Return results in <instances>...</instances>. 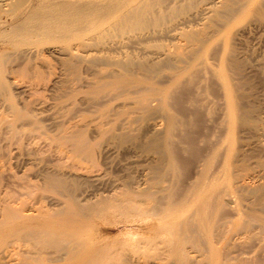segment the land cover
<instances>
[{
    "label": "rangeland",
    "instance_id": "rangeland-1",
    "mask_svg": "<svg viewBox=\"0 0 264 264\" xmlns=\"http://www.w3.org/2000/svg\"><path fill=\"white\" fill-rule=\"evenodd\" d=\"M14 1L15 0L12 1L0 0V64L3 61L2 66H5L3 67V71H2L3 73L2 72H1L2 74L0 73V81L5 82L7 87L6 89L7 94L6 95H3L4 93L3 94L1 93L2 95L0 94V119L2 120V118L7 117L6 121L2 120L1 122L0 120V132H1L0 133V178L1 179L0 180L2 181V182L0 181L1 182L0 183V222L3 219V215H4L3 214L4 211L1 210L3 209V205L5 202L4 200L7 199L12 200L13 198H11V195L14 197V199L16 196L18 201L15 202L16 204L14 202L10 203L11 206L18 207V205L20 204V207L29 209L27 213L37 214L39 212L37 208L40 207L42 202H43L42 204L43 211L49 209L48 212H50L54 208L57 211L58 209H60L59 207H64L62 206V204L65 205L68 202L69 203L72 202V204L74 202H75L74 204H78V203L82 204L85 203V201L87 202L90 201V203L91 202L100 203L103 199L109 198L108 197L109 194L110 193L113 194L114 188L119 186L120 187L122 186L121 188L124 189L126 188L128 191L129 190L133 191V189L137 190V188L139 187L140 188H144L145 186L147 187L146 184L148 181L151 180L152 178L151 175H153L152 174L153 167L161 165V167L163 166L165 168L167 166L166 165L167 162L163 161L166 160L167 158V157L165 158V156H167L165 154L167 153L164 152L165 154H163L162 152V148L164 146V140L163 138L160 140V138L165 135L164 132H166L168 125V122L165 121L164 112H161L160 109L147 112V114L146 112L145 113L143 112L144 114L142 112H133L134 110L132 106L133 105L132 100L134 98V94L132 98V93L128 94L130 98L129 96L124 95L127 93L121 92V94H119L120 92L119 91L117 92L116 90L105 92L106 98L103 95L104 92H101L102 95L101 93L98 95L96 93L99 92L100 90V88H98L99 87L98 83H100V81H107L108 78L107 76V78L104 77L105 79L101 80V76L102 78L104 74H105L104 76H106L107 75L106 73L110 72L109 70L113 71L117 69V71L120 70L119 72H123L120 68L118 69L115 63H113L119 57L123 59L126 54L127 56H129L130 53V56H132L133 58L135 57L136 59L142 58L143 60H146V62L148 63H154L155 61L156 62L158 60L160 61V59L163 58L161 56L163 55L162 53H165L167 50L169 51L171 50L174 51V53H177L182 48V50L185 51V53H187L186 47L190 44V41L186 38V36L180 33L181 31H183V29L191 33L193 31L195 35L197 33L198 38L204 39V41H206L205 47H203V49L200 51L202 53L201 54L199 53L201 57L198 54L197 57L198 59H195L194 61L196 63L195 64L196 67H200L199 65H201L203 61H206L205 59H207L212 64L214 63L216 64L219 61L217 59H221V54L223 56L222 60L228 57L226 60L224 59V61H226L225 64L227 63L228 66L230 65L229 68L231 67L228 71L229 74L233 73L229 77V79L231 78L232 82L231 80L230 82L234 84L231 87H233V94H234V98L236 99L235 101L237 103V106H239L242 110H251L250 116L252 117V121L248 124L247 123L245 124L240 120H236L235 124H233L235 125L234 127L230 123V125L233 128L231 127L232 130L229 129L230 126L226 124L229 122V121L227 122L229 116L227 115L228 113L226 112L227 111L226 109L228 108H226V104H225L226 102L228 103V99H227V94L226 93L224 94L223 92L226 89L224 90L225 87L224 86H223L224 88L222 87L223 85L222 79L217 76H214L213 78L212 75H210L209 77V75H207L206 73V75L208 76L207 79H205V81L204 80L202 81L204 82L203 84L201 83V85L197 86V88L199 87L200 89L198 90L200 93L196 90L197 89L196 87H192L195 89H190L189 90L190 92L186 94V95L189 94L188 95L189 98H187V96L184 97V99L185 98L187 99L185 100V102L187 101L186 103L187 106H189V104L191 105L192 98L196 96H197L196 98H198L202 103V105L200 104V106H201V111L203 110L202 115L204 118H202L201 127H199L198 129L199 133L197 134V136L199 135L198 138H201L199 139L201 141L197 139L198 146L201 148V150L203 148L204 150L202 151H204L205 153L206 152L209 153L211 152V149L214 147L216 141L220 137H223V142L221 145L220 152L225 153L228 151L227 153H233V157H232L233 164L238 167L242 166V164L243 166L244 165L247 166L249 164L247 167L250 170L249 172L256 174L255 176L258 177L257 178L258 181H256V177L255 178L252 176L248 177L249 183H254L255 181H256L255 183L264 181V177H263L264 174H262L264 173V127H263L264 126V0H234L236 2L234 5L236 12L228 16L226 15L225 18L224 16L221 17V14L222 13L224 14L226 12L225 11L226 8H224L222 5H221L222 8L219 7L220 5L216 6V8L218 9V10L216 9V11L215 10L213 11V7H211L212 9L208 8L211 5L208 2H210L211 0H181L180 2H182L181 4L183 6L181 7L182 9L180 8L179 10L180 12L176 13L175 15L168 14L166 15V17L164 16L161 19L160 26H154V25L150 27L148 26V28H145L146 30L144 29L143 31H142L143 28L141 30L135 28L137 29L135 30L133 29L134 27H132V29H130V27H126L120 29V31L118 30L119 32H117V30L114 29V25L117 23L118 20L117 17L119 16V14L112 15L107 21L102 23V25L104 26L103 28V26L101 25L102 30H100V26H99L98 30L92 31L89 35L94 37V36H98L99 33H105V36L103 38L105 39V42L108 41V43L106 42L107 44H105L103 42V47L100 46L101 48H103V50L102 49L100 50L103 53L105 51L106 53V54L104 53L105 56L112 57V59L110 57V60H107V62L110 64L108 65L107 62L105 63V61L101 59L100 62L102 64L100 62H99L100 64L99 63L97 64L95 62L94 63L96 64L95 66L93 63L91 64L86 59H83L84 61L82 59L80 60L74 59V61L76 62L77 69H74V71L72 72H71L72 69H70L67 65V62L70 61L71 56L69 55V52L65 50V48L67 47L69 48V46H73V45L75 46L77 44V42L75 41L77 40L68 39L66 41L68 42L69 40H71L69 42L70 43L72 42L71 43L72 45L70 44L67 45L68 43H66L64 40L61 41L59 39H56L55 41L53 40V38L51 39V37L50 38L46 37L45 39H43L41 43L40 41L39 43H37L38 46L41 47L40 48L37 46V44L33 43V41H32L33 44H31L30 42L29 45V43L26 44L21 41L19 42V40L16 39L20 43L19 44L20 46L19 45L17 46L16 44L18 42L15 39H11L9 33H11L12 30V28H10L12 26V23L16 19L20 18V16L22 17V15L30 13L31 12L29 11L30 7L32 8L31 10L33 11L34 10L33 8H35L36 5L46 2V0H17V4L20 3L19 5L22 6L17 9V7L19 6L14 5L13 4ZM98 1H102V0H95L94 2H98ZM10 3L13 4L14 6L12 7ZM14 3L16 4V2ZM184 4L186 5L185 7ZM15 6L16 8H14ZM205 6L207 7L206 8L207 10L205 9ZM11 8L16 9L17 13L14 10L12 13ZM107 27H110L111 30L110 28H108L109 32H104V31H108ZM5 29L6 32L8 31L7 33H5ZM112 29H114V31ZM110 31L111 32L116 31L118 34L115 32L114 34L111 33L113 37L112 35L108 36ZM32 37L34 38V36ZM103 38L101 40H104ZM95 39L94 40L92 39L93 42H96ZM13 40L17 43L15 44ZM92 40L89 41L93 43ZM73 42H75V44H73ZM23 46L26 47L24 48ZM94 47L92 48L90 46L88 47V50L90 48L93 54L98 53L99 55L100 50L98 48L100 47L99 46L98 48H94ZM33 48L35 51L33 50ZM39 49H42L41 54H39L38 51ZM220 50L223 52H221ZM106 51H111V52H108L109 55H107L108 53ZM119 53L122 54L119 55ZM203 65L204 64H202V66ZM234 67L236 70L234 69ZM162 69L159 74L161 77L159 75L158 76L160 77L162 83L164 81L163 84H165L166 86V84L168 83L165 80H167L168 77H165L161 74L164 75H166L167 73L169 74L170 70L166 67H162ZM76 70L77 72H75ZM27 71L30 73H28ZM33 75L35 78L33 77ZM138 75L140 74L138 73ZM163 77L165 78L163 79ZM109 79L108 81L111 80ZM31 81L35 83H32ZM8 84L10 85L8 86ZM204 84L207 85L208 88ZM29 85L31 87H29ZM71 86H73V88ZM211 87H213V89ZM87 88L90 89L88 90ZM95 88L96 90L94 91ZM208 89L209 91L211 90L210 91L211 93L207 91ZM81 90L84 91L82 92ZM193 90L194 92H192ZM195 90L199 94L195 93ZM203 90L205 94L203 93ZM205 90L207 91V93ZM110 93L113 94L115 97L113 95H110ZM116 93L119 95H117ZM123 95L125 96V98ZM199 96L201 98H199ZM219 97L221 100L219 99ZM9 98H12L13 102L17 105V107H19V109H25V108L31 109L29 110L30 111L29 114H31L30 117H25L26 119L24 118L18 119V121L15 120L14 121L15 123L13 122L14 125H17V128H19L18 129L19 132L17 134L14 133L8 126V121L13 118L11 115L12 112L10 111ZM120 98H123L124 100L122 99L121 101ZM128 98L130 99L129 102H128ZM225 98L227 99V101ZM188 99L189 101L191 100V102H189ZM205 100L207 101L205 102ZM174 105L173 108L171 106L169 107V109L172 112L177 113L178 111L177 109L179 107L177 105L176 108V106ZM53 106H55L56 108H54ZM131 111L132 114H130ZM32 115H34V117L38 120L35 121L36 124H34L33 122L35 118ZM30 118L31 120H29ZM156 122L157 123L160 122V124L155 125ZM258 123H260V125H258ZM69 125L77 128L80 133L83 132V134L81 135L88 140L89 146L92 149L90 153L91 155L89 153H84L82 154V156L80 155L77 157L75 153H73L72 145H66L65 147H61L57 144L56 140L53 139L55 135L65 130H69L71 128ZM222 125L224 127H222ZM202 127L204 131L207 130L205 131V134H202L204 133ZM200 134L203 136H200ZM219 134H221V136ZM183 155L184 158L185 156L187 158L189 157V153L187 152ZM187 158L185 159L186 162L184 161L185 164L183 165L185 168L188 167L189 170L188 172L183 173V175H180V179L182 177L188 178V175L190 176L194 170V163L188 164ZM163 162L165 163L164 165ZM185 168L183 169V171L185 170ZM49 172L50 174H48ZM45 174H47L48 176L58 175L57 177L55 176L57 180V181L55 180L56 185H54V181H52L49 183H51V185L53 186L49 187V185H47L46 182L47 175ZM257 174L260 176H257ZM59 175H61V177ZM261 176L262 179L260 178ZM58 178L59 179L61 178L63 183L60 182ZM183 178L181 180H183ZM44 180L46 183L44 182ZM29 184H31V187L28 186ZM60 184L62 185V187ZM26 185L29 187L28 189ZM32 187H34L35 189ZM222 187L223 188L225 187V182H222V185L220 184V188ZM63 188H66V190ZM6 192L10 193V195H8L10 198H8L7 196L8 193ZM19 193L23 194V196H21ZM64 194L66 195V197ZM237 195H236L237 202L232 203V204L235 203L234 205L237 206V209L233 211L234 213L229 212L227 214L228 217L226 220L227 221L231 220L232 222V223L229 222L230 223L229 225L233 224V227L235 228L234 224H236L239 219H242V216H245L246 218V214L249 211L250 212L253 211L252 213H257L258 215L259 214L264 215L263 214L264 210L257 203L256 201L257 198L255 200L256 196L254 194L250 192L244 193V191L242 192L239 191L237 192ZM73 196L74 198L77 199L78 203L76 202V199L74 200ZM111 196L112 195L110 194V198ZM26 197L29 199H27ZM66 198L68 202L64 203V200ZM112 198L114 197L112 196ZM136 198L144 199V197L142 198V196H137ZM68 199L72 201L70 202ZM243 199L245 200V202L243 201ZM21 203L22 204L24 203L23 206L21 205ZM114 203L116 202H113L112 204L115 205ZM236 203L240 205L238 206V204ZM59 204L60 206H58ZM35 207L37 212L35 211ZM253 207L255 209L258 208L257 211ZM56 211L54 210V212ZM125 211H128V209L126 210L125 208V210L124 209L121 210L118 208L117 209L111 208L110 211L104 214L105 216H102L100 219L95 218L96 220H94L95 222H97L95 223L96 225L94 224L97 244L99 245L107 244L109 245V249L113 250L112 252L116 253L118 251L115 257L113 256V258H110L111 260L109 259L108 262L111 261V263L109 262L110 264H115V262L116 264H129V263L141 264L142 262L144 264L147 263L176 264V260L174 258V256L176 255H174V253H171L172 255L171 254L169 255V253L168 252L166 253V251L164 253L163 252L164 250H162L163 246L161 244L160 246L158 245L159 247L157 246L159 248L158 249L155 246L153 247V245L151 244L150 245L152 247L150 245H149L150 247L148 245L147 246L145 245L143 247V244L137 245V243L133 241L134 238L132 233L134 232L138 233L141 231L147 232L148 230L146 229L144 230V228L142 227L145 225L143 222L140 223V221H135L136 219L139 218L138 217L139 214L135 210L134 211L129 210L130 214ZM54 212L52 211V214ZM236 214L239 215L237 216ZM236 230L237 229L232 230L233 234L232 233L231 234L234 235L233 237L235 238H233L234 241L231 240L232 244H230L229 246L224 243V238L219 237L217 239L215 243L217 252L221 254L222 252H224L223 250L227 248V251L230 252L228 253V257H227L230 260L228 259L229 263L227 264H264V251H263L264 242H261L262 241L260 235L262 232L261 227L256 225L255 229L253 230L254 233L261 231L259 233L260 236H258V233H256L257 235L255 234L253 236H250L252 235L253 232L251 233L249 232L250 234L245 232L237 236L238 234L236 233L237 232ZM128 231H132V232H128ZM152 231L154 230L151 231L149 230L148 233L153 235L152 237L156 236V233L155 232L153 233ZM259 241L261 244L259 243ZM107 242L111 243V245L108 244ZM139 246L140 248L142 247V249H140ZM23 247L26 250V246ZM23 247L21 248L22 252L25 251ZM28 247L29 246H27V250ZM34 247L32 249H36V246ZM147 248L148 249L151 248V250H147ZM144 249L146 251H144ZM29 250L36 251V250H31V246ZM156 250L158 251V253ZM186 250H187L186 252H190L189 254L193 257V260L190 262V264H222L223 262L221 259L219 260V262H214V263L208 262V258L207 257L205 258V256L201 254V251H199L198 248L190 244L186 245ZM161 252L164 254H162ZM145 260L148 262H145Z\"/></svg>",
    "mask_w": 264,
    "mask_h": 264
},
{
    "label": "bare ground",
    "instance_id": "bare-ground-1",
    "mask_svg": "<svg viewBox=\"0 0 264 264\" xmlns=\"http://www.w3.org/2000/svg\"><path fill=\"white\" fill-rule=\"evenodd\" d=\"M94 1L95 0H92V1H90V0H46L45 3H40L39 5H36L35 8H33L34 9L33 11L31 10L32 8L29 6L30 7L29 11H31L30 13L22 15V17L20 16V18H18L16 20L14 19L15 20V21L13 20L14 22L12 21L13 23H12V26L10 27V28H12V30H11V33H9L10 34L9 36L11 37V39H15V40L17 39V40H19V42L21 41V42H24L26 44L29 43V45H30V42H31V44H33V43L37 44V43H39V41L41 43L43 41V39H45L46 37H48V38L51 37V39L53 38V40H55V41H56V39H59L61 41L64 40L66 43H68L67 45H69V44L72 45L71 44L72 42L70 43L69 41H71V40H69L68 42L66 40H68V39L77 40V41H75V42H77V44L75 46L73 45V46H69V48L68 47L65 48V50H67L69 52V55L71 56L70 61H68V62L66 61V62H67L68 67L70 69H72L71 70V72H72V71H74V69H77L76 62L74 61V59H79V60L80 59H82V60L86 59L91 64L92 63L94 64L95 62L98 64L101 59H103L105 61V63L107 62V60H110L111 56L110 57L108 56L109 57V59H108V57L105 56V54H106L105 51H104V53H105L104 54L100 50V49L103 50V48H101V47H103V42L105 44L108 43V41H106L107 42L106 43L105 39L103 38L105 36V33H99L98 36H94L96 39L93 36H89V35L92 31L98 30L99 26H100V30H102V28H101L102 23L107 21L112 15L119 14V16H120V17L119 16L117 17V19H118V20L116 19L117 23L114 25V29L117 30V32H119L120 29L126 28V27H130V29H132V27H134L133 29L138 28V30H141L143 28L142 29V31H143L145 28H148V26L149 27L153 26V25L154 26H160L161 19L164 16L166 17V15H168V14L175 15L176 13L180 12L179 10L183 6L181 4L182 2H180L181 0H102V1H98V2H94ZM14 2H16V4ZM14 2H13L14 5L19 6V7H17V9L22 7L21 5H19L20 3L17 4V0H15ZM208 3L211 4L208 8L210 9L211 7H213V11L214 10L216 11V9H217L216 6H219V5H220L219 7H221V5H222L224 8H226L225 9L226 12L223 11L225 13L221 14V17L224 16V18L226 15L228 16V15H231L232 13L236 12L235 6H234L236 2L234 0H211ZM13 4L10 3V5L12 7L14 6ZM185 6L186 5L184 4V7ZM214 7H215V9H214ZM14 8H16V6ZM14 8H11L12 13H13V10L16 12V9H14ZM206 8L207 7L205 6V9ZM15 16H17V15H15ZM218 16H219V13H218ZM17 17H19V16H17ZM168 17H170V16H168ZM216 18H218V17H216ZM224 20H226V19H224ZM228 21H230V20H228ZM114 22H115V20H114ZM103 28H104V26H103ZM108 28H110V27H107V29ZM107 29H105V30H107ZM114 29H112V30L114 31ZM110 30H111V28H110ZM135 30H137V29H135ZM192 30H190V31H192ZM103 31H104V29H103ZM7 32L5 29V33H7ZM9 32H10V30H9ZM104 32H109V29H108V31H104ZM115 32L110 31L108 36L112 35L111 33L114 34ZM180 33L183 34L184 36H186V38L190 41V44L186 47L187 50L185 49L187 53H185V51H183L182 48L177 53H174V51H171V50L170 51L167 50L168 52L166 51L165 53H162L163 55H161V56L163 58H161L160 61L158 60L157 62L154 60L155 61V62L153 61L154 63H148V62H146V60H143L142 58L141 59L140 58L136 59V57L133 58L132 56H130V53H129V56H127V54H126L123 59H121L119 57L118 59L115 60V58H114L115 61L113 63H115L117 65L118 69L120 68L123 72H119L120 70L117 71V69H115L113 71L109 70L110 72L106 73L107 74L106 76H104L105 74L103 75V78L101 76V80H104L105 78H107V76H108V78H107V81H100V83H98V86H99L98 88H100V90H99V92L96 93L98 95L101 92H104L103 93L104 97L106 96L105 92H110L112 90L113 91L116 90L117 92L119 91L120 92L119 94H121V92H123V93L125 92V93H127V94H124L125 96L126 95L129 96L128 94L132 93V98H133V94H134V98L132 100V102H133L132 106H133V110H134L133 112H142V113L146 112V114H147V112H151V111H155V110H159V109L161 110V112H164L165 121L168 122V125H167V130L165 129L166 132H164L165 135L163 137H161V138L159 137V138H160V140L162 138L164 140V146L162 148V152H163V154L167 153V154H165V155H167V156H165V158L166 157L167 158H166V160H163V161L167 162L166 163L167 166L165 168L163 166L161 167V165L160 166L159 165L154 166L152 169L153 175H151L152 176L151 180L147 182V184H146L147 187L145 185H143V186H145L144 188L139 187L140 189L137 188V190H135V189H133V191L129 190L130 192H133V193H130L126 188L124 189V188H121L122 186L121 187L119 186V187L114 188L113 194H115V195L110 193L114 198H112V196L110 198V194H109V196H108L109 198L103 199L100 203L97 202L98 204L93 203V202L90 203V201H88V202L85 201V203L79 204L77 202V199L74 198V196H73L74 200L76 199V202L79 205L74 204L75 203L74 202L73 204L77 205V206H74L71 202L72 200L68 199L71 202V203H69L67 201V198H66L65 199L66 201L64 200V203H66V202H68V203L65 205L62 204V206H64V207H59L60 209H58L57 211L54 208L52 211L54 212V210H55L56 212H54L53 214H52V211H50L51 213L48 212L49 209L46 211L42 210L43 202L41 203L40 207L37 208V210L39 211L37 214L36 213H34V214L27 213V211L29 209H26L24 207H20V204L18 205V207H13V206H11L10 203H12V202L15 203L18 201H17L16 196L14 199V197L11 195V198H13V199L12 200L11 199L10 200L9 199L4 200L5 202L3 205V209H1L4 211V213H3L4 215H3V219L0 222V264H110L111 261H109L110 262L109 263L108 260L110 258H113V256L115 257V255L118 251L116 253L112 252L113 250H110L109 245H107V244L106 245L97 244V238L95 237V230H94L95 229L94 226L96 225L95 223H97V222H95L94 220H96L95 218L100 219L102 216H105L104 214L107 213L108 211H110L111 208L112 209L118 208L121 210L122 209L125 210V208H126V210L128 209V211H125V212H127L129 214H130L129 210H131V211L135 210L139 214L138 215L139 218L136 219L135 221H140V223L143 222L145 225L144 226L141 225V226L144 228V230L145 229L148 231L154 230L152 232L153 233L155 232L156 236L152 237L153 235L149 234L148 231L147 232L141 231L138 233L134 232V233H132L133 238H134L133 241H135L137 243V245L143 244V247L145 245L149 246L150 244L153 245V247L154 246L157 247L158 245L160 246V244H161L163 246V249L162 248H160V249L164 250L163 251L164 253L166 251V253L168 252L169 255L171 253H174V255H176V256L173 255L175 260H176V264H190V262L193 260V257L189 254L190 252H186L187 251L186 250L187 244H190V245L198 248V250L201 251V254L204 255L205 258L206 257L208 258V262H211V263L219 262V260L221 259L224 262V263L222 262V264L229 263V261H228L229 258H227V257H228V253H230V252H228L227 248H226L225 250H223L224 252L219 254L217 252L216 247H215V243H216L217 239L220 237V238H224V243L226 245L229 246L230 244H232L231 240H233V238H235V237H233L234 235H232L233 229H237L236 233L238 234L237 236H239L240 234L245 233V232L246 233L253 232L256 225H258L259 227H261V230H262V232L260 231L261 232V234H260L261 240H262L261 242H264V215H260V214L258 215L257 213H252L253 211H251V212L249 211L248 213L246 212L248 214V215L246 214V218H245V216H242V219H239L237 221V223L234 224L235 228L233 227V224L229 225L230 223H232L231 220L230 221L226 220L228 217L227 214L229 212H233L234 210L237 209V206L234 205L235 203L234 204H232V203L237 202V196H238L237 192H239V191H241V192L244 191V193L250 192V193L254 194L256 196L255 200L257 198V200H256L257 203L264 210V181H260V182L255 183L256 181H258V179H257L258 177L255 176L256 174L249 172L250 170L247 168L249 164L247 166L246 165L243 166V164H242V166L238 167V166L233 164V161H232L233 153H227L228 151L225 153L220 152L221 145L223 142V137H220L216 141L215 144L213 143L214 147L213 148L211 147L212 148L211 152L205 153L204 151H202V150H204L203 148L201 150V148L197 144V139L199 140L201 138H198L199 135L197 136V134L199 133V130H198L199 127H201L202 118H204L202 115L203 110L201 111V106H200V104L202 105V103L198 98H196L197 96L193 97L195 95L194 94L192 96L193 98L191 97L192 102H191V100L189 101V99H188V101L191 102V105L189 104V106H187L186 105L187 101L185 102V100H187V99L186 98L184 99V97L187 96V98H189L188 97L189 94L186 95L188 92H190L189 90L195 89L192 87L197 88V86L201 85V83L203 84L204 82H202V81L203 80L205 81V79H207V77H208L207 75H209V77H210V75H212L213 78H214V76L221 78L222 82H223L222 87L224 86L225 87V88L223 87L224 90L226 89L225 90L226 92L225 91H223V92H224V94L225 93L227 94V99H228V103L226 102L225 104H226V108H228V109H226L227 110L226 112L228 113L227 115L229 116V118L227 119V122L228 121L229 122L226 124H228L230 126L229 129H231V127H232L230 125V123L233 125V124H235L236 120H240L241 122H243L245 124L250 123L252 121V117L250 116L251 110H242L239 106H237V103L235 101L236 99L234 98V94H233V87H231L234 84L231 83L232 82L231 78L229 79V77L233 73L229 74L228 71L231 67L229 68L230 65L228 66L227 63L225 64V62H226V61H224L225 58L222 60V57H223L222 54H221V59H217V60H219L218 63L212 64L207 59H205L206 61H203V63H202V64H204L203 66L201 64V65H199L200 67H196V65H195L196 63L194 61H195V59H198L197 58L198 54L202 53L200 51L203 49V47H205L206 41H204V39L198 38L197 33L195 35V33H193V31L191 33V32H188L187 30L183 29V31H181ZM32 36H34V38L37 40H35ZM86 36H88V37H86ZM114 36H116V35H114ZM112 37H113V35H112ZM102 38L104 40H101ZM92 39L93 40L95 39L96 42H93ZM89 40H92V42L94 44L91 43V41H89ZM137 40H138V38H137ZM32 41H33V43H32ZM17 42L14 41L15 44ZM19 42L16 44L17 46L20 44ZM75 42H73V44H75ZM24 43H21V44H24ZM120 43H122V42H120ZM37 46H38V44H37ZM90 46L92 48L94 46H95L94 48H98V46L99 47L101 46L100 48H98L100 50V54L99 55H98V53L93 54L92 50H90V48L88 50V47H90ZM38 47H40V46H38ZM34 48H36V47H34ZM34 48H33V50H34ZM41 50L42 49L38 50L39 54H41ZM204 50H206V49H204ZM38 51H37V53H38ZM106 52L108 53L111 51H106ZM221 52H223V51H221ZM37 53H36V55H37ZM121 54L122 53H119V55H121ZM200 54H199V56L201 57ZM107 55H109V53ZM231 56H233V55H231ZM105 57H107V58H105ZM43 59H41V60H43ZM111 59H112V57H111ZM2 63H3V61H2ZM2 63L0 64V73L3 71V67H5V66H2ZM107 64L109 65L110 63L107 62ZM115 64H113V65H115ZM94 65L96 66V64H94ZM62 66H64V65H62ZM162 67H166L170 70L169 74L167 73L168 75L167 74L166 75L161 74L165 77H168L167 80H165L168 83V84H166V86H165V84H163L164 83L163 79L165 77H163V79H162L163 83L160 80L161 76L159 74H160ZM235 67H234V69H235ZM75 72H77V70ZM28 73H30V72H28ZM138 73L140 75H138ZM206 73H207V75H206ZM37 76H38V74H37ZM33 77H34V75H33ZM109 77L111 80L109 79ZM108 79L110 81H108ZM221 79H218V80H221ZM1 80H3V79H1ZM230 80H231V82H230ZM42 82H44V81H42ZM32 83H35V82H32ZM9 85L10 84H8V86ZM66 85H68V84H66ZM207 85H205V86H207ZM91 86H92V84H91ZM93 86H94V83H93ZM96 86H97V84H96ZM213 86H214V84H213ZM29 87H31V86L29 85ZM71 87L73 88V86H71ZM207 88H208V86H207ZM211 88L213 89V87H211ZM6 89H7L6 83L0 81V94L4 93L3 95H6L7 94ZM95 90H96V88L94 89V91ZM196 90L197 91L200 90L199 87ZM196 90H195V93L199 94L200 92L198 91L199 92L198 93ZM201 90H202V88H201ZM214 90H215V88H214ZM207 91H209V89ZM207 91H206V93H207ZM73 92H74V90H73ZM192 92H194V90ZM203 93L205 94L204 90H203ZM113 94H114V92H113ZM113 94L110 93V95H113ZM119 94H117V95H119ZM101 95H102V93H101ZM125 96H124V98H125ZM190 96H191V93H190ZM221 96H223V95H221ZM94 97H95V95H94ZM129 98H130V96H129ZM129 98H128V102L130 100ZM199 98H201V97L199 96ZM9 99H10V101H9L10 111L12 112L11 115L13 118L10 120L8 118V120H9L8 126L10 127V129L14 133L17 134L19 132V130H18L19 128H17V125H14V123H15L14 121L15 120L18 121V119H22V118L26 119L25 117H30L31 114H29L30 113L29 110H31V109H28V108L19 109V107H17V105L13 102L12 98H9ZM56 99H55V101H56ZM62 99H64V98H62ZM120 99L122 101L123 98H120ZM219 99H220V97H219ZM227 99H226V101H227ZM201 100H204V99H201ZM206 101L207 100H205V102ZM174 104H176V105H174ZM209 104H211V103H209ZM173 105L176 106V108L178 105L179 108L177 109L178 110L177 113H174L169 109V107H171V106L173 108ZM220 106H218V107H220ZM53 107L56 108L55 106H53ZM207 107H208V105H207ZM125 109H126V107H125ZM130 109H132V108H130ZM130 109H128V110H130ZM122 110H123V108H122ZM128 110H125V111H128ZM117 111H119V110H117ZM224 112H225V110H224ZM130 114H132V111ZM38 115H40V114H38ZM32 116L34 117V115H32ZM6 118L7 117H4V118H2V120L6 121L7 120ZM31 118L29 120H31ZM163 118H164V116H163ZM2 120H1V122H2ZM127 120H128V118H127ZM5 121H3V122H5ZM35 121H38V120L35 118V120L33 121L34 124H36ZM165 121H163V122H165ZM224 122H225V119H224ZM30 123H31V121H30ZM157 124H160V122L155 123V125H157ZM162 124H161V126H162ZM219 124H220V122H219ZM219 124H218V126H219ZM228 125H227V127H228ZM258 125H260V123H258ZM233 126L235 127V125H233ZM70 127H69L70 128L69 130H65V131L55 135L53 137V139L56 140L57 144L61 147H65L66 145H72L73 146V153H75V155L77 157L80 155L82 156V154H84V153L90 154L92 149L89 146L88 140L81 135V134H83V132L80 133L79 130L73 126H70ZM222 127H224V126L222 125ZM257 127H259V126H257ZM202 129H203V127H202ZM197 130H198V132H197ZM203 131H204V129H203ZM205 131H207V130H205ZM205 131L202 134H205ZM209 135H211V134H209ZM219 135L221 136V134H219ZM200 136H203V135L200 134ZM199 141H201V140H199ZM60 149H62V148H60ZM186 152L189 153L188 158L186 156L184 158L183 154H185ZM63 155H64V153H63ZM186 158L188 159L187 160L188 164L194 163V170L190 176L188 175V178L184 177L185 178L184 179L182 177L183 180H181L182 178L180 179V175H183V173H186L189 170L186 165L185 166L187 168H185L183 165V164H185L184 161ZM96 164H97V162H96ZM164 164L165 163L163 162V165ZM184 168H185V170L183 171ZM251 170H252V168H251ZM48 174H50V172ZM51 174H52V172H51ZM262 174H264V173H262ZM45 175H47V174H45ZM55 176H53V175H50V176L47 175L46 176V182H47V185H49V187L53 186V185H51V183H49L52 181H54V185H56L55 180H56V177L58 175L56 177ZM59 176L61 177V175H59ZM151 176H149V177H151ZM185 176H186V174H185ZM251 176L254 178L256 177V181L254 183H249L248 177H251ZM257 176H260V175L257 174ZM260 178L262 179V176ZM59 180H60V182H62L61 178ZM29 181H30V179H29ZM44 182H45V180H44ZM222 182H225L224 188L223 187L220 188V184L222 185ZM143 184H145V183H143ZM47 185H45V186H47ZM28 186L31 187V184H29ZM28 186H27V189L29 188ZM61 187H62V185H61ZM32 188H34V187H32ZM37 188H38V186H37ZM49 189H48V191H49ZM63 189L66 190V188H63ZM63 189H61V190H63ZM6 193H8V192H6ZM8 195H10V193H8L7 196ZM20 195L23 196V194H20ZM137 196H142V198L144 197V199H138V198H136ZM65 197H66V195H65ZM8 198H10V197L8 196ZM73 198H71V199H73ZM27 199H29V198H27ZM39 200H41V199H39ZM112 201L116 202V203H114L115 205L112 204L113 203ZM243 201L245 202L244 199H243ZM56 203H57V201H56ZM23 204L21 203L22 206H23ZM60 204L58 206H60ZM236 204H238V203H236ZM239 205L240 204H238V206ZM45 208H47V207H45ZM257 209H255V210L257 211ZM37 210L35 207L36 212H37ZM137 213H136V215H137ZM256 231H257V228H256ZM128 232H132V231H128ZM260 232L259 231L255 232V233L253 232L254 234L252 233V235H250V236H253L256 233H258V236H260L259 235ZM249 234H248V237H249ZM244 239H246V238H244ZM259 243H260V241H259ZM108 244L111 245V243H108ZM32 245L36 246V249H32L34 247ZM23 246H26V250ZM27 246H29L28 250H27ZM30 246H31V250H36V251H30L29 250ZM22 247L25 250L23 252L21 249ZM139 248H140V246H139ZM140 249H142V247ZM153 249H155V248H153ZM147 250H151V248L150 249L147 248ZM137 251H138V249H137ZM144 251H146V250L144 249ZM157 253H158V251H157ZM164 253H162V254H164ZM231 258H232V256H231ZM234 258H235V256H234ZM240 260H241V258H240ZM145 262H148V261L145 260ZM115 264H116V262H115ZM141 264H144V263L142 262Z\"/></svg>",
    "mask_w": 264,
    "mask_h": 264
}]
</instances>
